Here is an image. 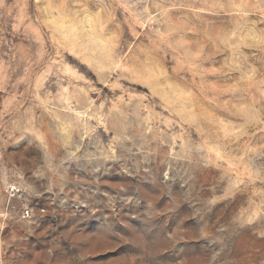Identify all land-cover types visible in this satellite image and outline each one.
Returning a JSON list of instances; mask_svg holds the SVG:
<instances>
[{"label":"rangeland","instance_id":"rangeland-1","mask_svg":"<svg viewBox=\"0 0 264 264\" xmlns=\"http://www.w3.org/2000/svg\"><path fill=\"white\" fill-rule=\"evenodd\" d=\"M0 264H264V0H0Z\"/></svg>","mask_w":264,"mask_h":264},{"label":"built area","instance_id":"built-area-1","mask_svg":"<svg viewBox=\"0 0 264 264\" xmlns=\"http://www.w3.org/2000/svg\"><path fill=\"white\" fill-rule=\"evenodd\" d=\"M27 214H28V210L25 211V215H27Z\"/></svg>","mask_w":264,"mask_h":264}]
</instances>
